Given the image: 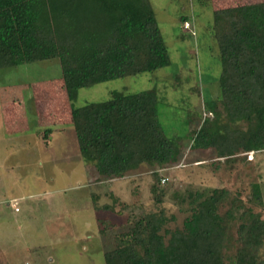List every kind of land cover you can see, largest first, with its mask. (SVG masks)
<instances>
[{
    "label": "rangeland",
    "instance_id": "374dc122",
    "mask_svg": "<svg viewBox=\"0 0 264 264\" xmlns=\"http://www.w3.org/2000/svg\"><path fill=\"white\" fill-rule=\"evenodd\" d=\"M147 1L169 57L166 67L80 88L71 102L61 86L58 59L0 68V264H105L113 237L142 215L162 211L173 217L164 230L180 229L190 216L188 194L212 189L230 192L221 215L238 204L264 220V151L228 162L215 159L213 150L190 149L205 119L218 111L225 119L218 103L221 63L213 12L264 0ZM143 91L156 95L157 119L177 141L180 163L162 169L140 164L121 179L99 181L81 157L70 110L115 93ZM37 92L41 99L33 107ZM48 128L52 132L44 139ZM254 184L261 205L251 198ZM238 223L225 224V264H235Z\"/></svg>",
    "mask_w": 264,
    "mask_h": 264
},
{
    "label": "trees",
    "instance_id": "16d2710c",
    "mask_svg": "<svg viewBox=\"0 0 264 264\" xmlns=\"http://www.w3.org/2000/svg\"><path fill=\"white\" fill-rule=\"evenodd\" d=\"M213 36L225 119L219 111L205 119L190 149L213 150L215 159L229 162L264 151V2L215 10ZM50 59L59 61L70 102L80 88L170 63L147 0H0V68ZM70 123L81 157L99 181L121 179L140 164L162 169L180 163V147L163 132L151 91L115 93L107 101L73 108ZM152 174L159 182L157 171ZM229 195L226 188L189 193L190 216L180 229L164 230L173 217L162 211L142 215L113 237L105 264H225V224L234 220L239 221L234 263L264 264V220L238 204L221 215ZM251 198L262 204L257 184Z\"/></svg>",
    "mask_w": 264,
    "mask_h": 264
},
{
    "label": "crops",
    "instance_id": "0c3cea01",
    "mask_svg": "<svg viewBox=\"0 0 264 264\" xmlns=\"http://www.w3.org/2000/svg\"><path fill=\"white\" fill-rule=\"evenodd\" d=\"M34 99L33 100H35V102L33 101V104H32V106L34 107V106H36L37 105V101L39 100L40 101V99H41V94L39 93V92H37V93H35V95H34ZM49 129V128H48ZM47 130V129H46ZM45 130V131H46ZM50 130V133L52 132L51 131V129H49ZM50 133H49V135H50ZM194 161H197V160H194Z\"/></svg>",
    "mask_w": 264,
    "mask_h": 264
},
{
    "label": "built area",
    "instance_id": "2783aa9c",
    "mask_svg": "<svg viewBox=\"0 0 264 264\" xmlns=\"http://www.w3.org/2000/svg\"><path fill=\"white\" fill-rule=\"evenodd\" d=\"M189 26H190V25H189L188 22H184V28L189 29ZM166 180H167V179L163 178V179L161 180V182L164 183Z\"/></svg>",
    "mask_w": 264,
    "mask_h": 264
}]
</instances>
